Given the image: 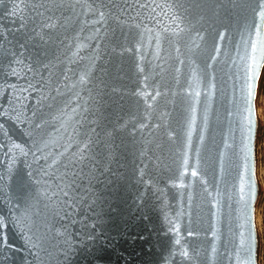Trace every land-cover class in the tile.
Wrapping results in <instances>:
<instances>
[{
	"label": "water",
	"instance_id": "1",
	"mask_svg": "<svg viewBox=\"0 0 264 264\" xmlns=\"http://www.w3.org/2000/svg\"><path fill=\"white\" fill-rule=\"evenodd\" d=\"M263 75L264 0H0V264H263Z\"/></svg>",
	"mask_w": 264,
	"mask_h": 264
},
{
	"label": "snow or ice",
	"instance_id": "2",
	"mask_svg": "<svg viewBox=\"0 0 264 264\" xmlns=\"http://www.w3.org/2000/svg\"><path fill=\"white\" fill-rule=\"evenodd\" d=\"M257 90H258V82H257V76L256 73H253L252 76V85L250 86V91L249 95L255 99L257 95ZM249 111L254 115V110L250 107ZM262 112H264V100H262ZM255 264V262H254Z\"/></svg>",
	"mask_w": 264,
	"mask_h": 264
},
{
	"label": "rangeland",
	"instance_id": "3",
	"mask_svg": "<svg viewBox=\"0 0 264 264\" xmlns=\"http://www.w3.org/2000/svg\"><path fill=\"white\" fill-rule=\"evenodd\" d=\"M262 93V94H261ZM264 75H263V78H262V85H261V90H260V94H261V98H260V102H259V105H260V109H262V103H261V99L263 98V100H264ZM260 114H261V117H262V126H263V128H264V112H262V110L260 111ZM263 192H264V181H263ZM262 230H263V234H264V227L262 228ZM263 264H264V260H263Z\"/></svg>",
	"mask_w": 264,
	"mask_h": 264
},
{
	"label": "bare ground",
	"instance_id": "4",
	"mask_svg": "<svg viewBox=\"0 0 264 264\" xmlns=\"http://www.w3.org/2000/svg\"><path fill=\"white\" fill-rule=\"evenodd\" d=\"M262 94V93H261ZM264 94V93H263ZM261 96V95H260ZM264 96V95H263ZM261 98V97H260ZM262 100H263V98L261 99V103H262ZM262 110V109H261ZM262 173V172H261ZM262 179H263V181H264V175H263V173H262ZM257 219H258V222H260V225H261V222H262V216H261V214H259L258 215V217H257Z\"/></svg>",
	"mask_w": 264,
	"mask_h": 264
},
{
	"label": "trees",
	"instance_id": "5",
	"mask_svg": "<svg viewBox=\"0 0 264 264\" xmlns=\"http://www.w3.org/2000/svg\"><path fill=\"white\" fill-rule=\"evenodd\" d=\"M263 162H264V147H263ZM263 222H264V206H263Z\"/></svg>",
	"mask_w": 264,
	"mask_h": 264
},
{
	"label": "clouds",
	"instance_id": "6",
	"mask_svg": "<svg viewBox=\"0 0 264 264\" xmlns=\"http://www.w3.org/2000/svg\"><path fill=\"white\" fill-rule=\"evenodd\" d=\"M259 264H262V261L261 260L259 261Z\"/></svg>",
	"mask_w": 264,
	"mask_h": 264
}]
</instances>
